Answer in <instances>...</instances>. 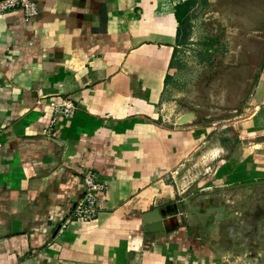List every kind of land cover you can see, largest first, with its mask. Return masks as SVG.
Returning <instances> with one entry per match:
<instances>
[{"label": "crops", "instance_id": "1", "mask_svg": "<svg viewBox=\"0 0 264 264\" xmlns=\"http://www.w3.org/2000/svg\"><path fill=\"white\" fill-rule=\"evenodd\" d=\"M34 1L30 18L0 13V264H239L245 231L229 233L208 214L214 201L243 194L209 196L208 206L201 198L153 237L144 229L146 211L184 201L173 196L201 184L197 168L220 157L222 183L196 193L264 177V152L241 166L208 144L181 175L208 130L177 124L182 113L164 107L183 38L176 10L187 0ZM254 1L244 18L262 26L264 0ZM60 97L74 101V114H54ZM246 168L263 175L239 179ZM88 169L106 190L87 221L71 213ZM262 240L253 237L257 247ZM251 246L247 254L260 256Z\"/></svg>", "mask_w": 264, "mask_h": 264}, {"label": "rangeland", "instance_id": "2", "mask_svg": "<svg viewBox=\"0 0 264 264\" xmlns=\"http://www.w3.org/2000/svg\"><path fill=\"white\" fill-rule=\"evenodd\" d=\"M243 2L194 0L183 18V38L175 51L164 107L172 117L194 112L196 119L193 123L208 126V130L202 136L206 138L205 143L198 144L199 149L192 154L191 161H186L181 175L197 166L196 157L208 145L219 148L224 158L234 159L241 166L254 154L264 152V144L253 145V142L264 141V47L261 46L264 32H260L264 23L260 26L247 22L249 19L244 18L243 5L246 4L245 8L249 7L248 12L253 14L256 3L254 0ZM256 51L259 58L260 54L263 56L258 68L255 66ZM220 158L202 170L197 168L201 184L194 182L185 192L174 195V200H187L198 189L222 183L214 177ZM260 170L246 168L238 178L263 175L261 171L264 169ZM201 202L208 206L211 199L205 197ZM186 207V212L193 208L191 204ZM251 228L245 227V237L239 241L246 243L241 245L244 252L240 254L244 258L238 259L239 264H264V225L256 231ZM254 236L263 238L262 247H257L259 242H253ZM251 245L261 249L257 252L260 256L253 258L257 254H247L248 250L254 251Z\"/></svg>", "mask_w": 264, "mask_h": 264}, {"label": "built area", "instance_id": "3", "mask_svg": "<svg viewBox=\"0 0 264 264\" xmlns=\"http://www.w3.org/2000/svg\"><path fill=\"white\" fill-rule=\"evenodd\" d=\"M14 9L23 10L30 18L38 13V4L34 0H0V13ZM50 105L56 115L70 116L76 112V104L67 97L52 98ZM84 195L77 201L71 215L77 219L93 220L101 207V197L106 190L105 184L99 179L98 173L88 169L83 175Z\"/></svg>", "mask_w": 264, "mask_h": 264}, {"label": "water", "instance_id": "4", "mask_svg": "<svg viewBox=\"0 0 264 264\" xmlns=\"http://www.w3.org/2000/svg\"><path fill=\"white\" fill-rule=\"evenodd\" d=\"M194 119H196V114L194 112H187L179 116L177 119V124L182 125L187 122H191ZM216 194H222L225 196H237L243 194L244 197L250 195L255 196L257 194L264 196V180L243 182L237 185L223 186L216 188L215 190L201 191L182 202H173L164 207L156 206L154 209L146 211L143 214L144 229L147 231L148 235L152 237L156 232H165L166 227L163 222L164 218L179 215L185 206L197 202V200L201 198ZM167 202H169V200H167ZM76 204L77 202L74 204V206H76Z\"/></svg>", "mask_w": 264, "mask_h": 264}, {"label": "flooded vegetation", "instance_id": "5", "mask_svg": "<svg viewBox=\"0 0 264 264\" xmlns=\"http://www.w3.org/2000/svg\"><path fill=\"white\" fill-rule=\"evenodd\" d=\"M251 32V31H250ZM261 46L264 47V36L262 37ZM242 49V48H239ZM251 52V51H249ZM254 55V54H253ZM256 68L260 65L262 54H257ZM264 59V57H263ZM256 74V72H255ZM256 180H264V177H260ZM214 208L210 210L209 216L219 215V221L222 223L219 225L229 233L237 234V232L248 225L251 229L257 230L261 225H264V196H241L238 199H221L220 201H214L211 204ZM224 209V210H223ZM223 210V211H221ZM222 214V216H221ZM219 223V224H220ZM197 233L196 229L191 230ZM258 236V234H257Z\"/></svg>", "mask_w": 264, "mask_h": 264}, {"label": "trees", "instance_id": "6", "mask_svg": "<svg viewBox=\"0 0 264 264\" xmlns=\"http://www.w3.org/2000/svg\"><path fill=\"white\" fill-rule=\"evenodd\" d=\"M193 3H194V0H187L183 4L177 6L176 15H177L179 22H182L184 15L187 13V11L189 10V7ZM174 55H173V59H174ZM173 59L171 61V67H172Z\"/></svg>", "mask_w": 264, "mask_h": 264}]
</instances>
